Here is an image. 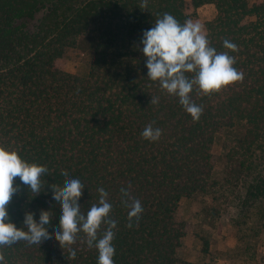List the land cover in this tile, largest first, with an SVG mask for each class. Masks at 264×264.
Segmentation results:
<instances>
[{"label":"trees","instance_id":"16d2710c","mask_svg":"<svg viewBox=\"0 0 264 264\" xmlns=\"http://www.w3.org/2000/svg\"><path fill=\"white\" fill-rule=\"evenodd\" d=\"M141 3L0 0V143L49 169L37 196L16 178L21 192L9 205L10 219L22 228L26 212L39 222L41 210L51 211L54 232L61 210L50 185L62 187L61 172L67 171L85 186L83 213L98 204L99 188L108 192L117 222L114 264H178L186 233L176 215L181 199L199 193L217 199L231 188L238 191V212L254 219L258 235L259 245L247 257L264 264V2L148 0L146 9ZM206 4L217 10L203 27L210 46L233 56L244 78L219 92L194 90L192 102L203 109L194 120L178 97L148 79L141 40L164 13L183 24L191 6ZM225 40L237 50L225 48ZM77 51L88 68L85 76L57 65ZM152 96L158 103H150ZM148 125L162 130L157 141L142 137ZM220 130L226 132L223 181L213 178L212 145ZM121 188L143 207L131 227ZM250 244L237 248L246 252ZM0 251V264H98V250L88 247L82 232L64 249L53 236L40 245L20 241Z\"/></svg>","mask_w":264,"mask_h":264},{"label":"clouds","instance_id":"9594fccd","mask_svg":"<svg viewBox=\"0 0 264 264\" xmlns=\"http://www.w3.org/2000/svg\"><path fill=\"white\" fill-rule=\"evenodd\" d=\"M147 6L148 0H142L139 7L146 9ZM141 43L148 79L158 81L169 95L178 97L194 120H199L203 112L200 106L192 102L191 93L194 90L204 94L219 92L244 78L243 73L234 67L236 60L233 56L210 46L199 22L189 19L181 24L166 12L155 20L154 27L144 31ZM224 47L237 50V45L228 40L224 41ZM189 73L193 75L189 76ZM150 103H158V98L152 96ZM141 135L154 142L161 137L162 130L148 125ZM48 172L46 165L29 163L18 150L0 143V249L20 241L40 245L53 236L64 249L74 245L82 232L87 237L88 247L98 250V264H114L116 249L113 241L117 222L110 216L113 205L108 201V192L99 188L98 204L91 205L87 213H83L79 201L85 186L79 179L68 178L67 171L61 172L65 177L62 187L56 183L50 185L53 199L61 210L59 227L54 232H49L51 211L41 210L39 222L35 219V213L26 212L22 228L11 221L9 205L14 194L21 192L20 185L15 184L16 178L19 177L20 182L37 196L42 188L45 189L47 183L42 178ZM120 191L122 203L129 209L128 226L131 227L134 219L139 220L143 207L129 190L121 188ZM70 257H76L75 250L70 251ZM4 259V253L0 251V262Z\"/></svg>","mask_w":264,"mask_h":264},{"label":"rangeland","instance_id":"374dc122","mask_svg":"<svg viewBox=\"0 0 264 264\" xmlns=\"http://www.w3.org/2000/svg\"><path fill=\"white\" fill-rule=\"evenodd\" d=\"M187 1L191 3V0ZM249 1L251 4L264 2ZM188 12L190 20L199 22L203 27L206 21L214 19L217 14L214 4H206L198 9L191 6ZM57 65L70 73L83 76L88 73L79 51L69 52L57 61ZM225 138L226 132L220 130L212 145L213 178L218 181H223L225 176ZM236 193L227 188L218 193L217 199L205 193L181 199L176 215L179 221L185 223L186 233L177 251L178 264H256L257 256L254 259L247 257L259 245L255 242L258 235L254 232V219L244 220L238 212ZM241 242L251 243L250 250L244 252L237 248Z\"/></svg>","mask_w":264,"mask_h":264},{"label":"crops","instance_id":"0c3cea01","mask_svg":"<svg viewBox=\"0 0 264 264\" xmlns=\"http://www.w3.org/2000/svg\"><path fill=\"white\" fill-rule=\"evenodd\" d=\"M210 5H213V4H210Z\"/></svg>","mask_w":264,"mask_h":264}]
</instances>
